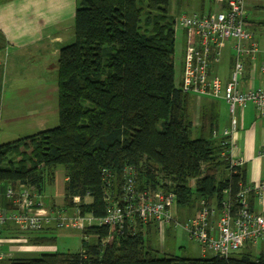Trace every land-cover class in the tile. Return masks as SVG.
<instances>
[{
    "label": "trees",
    "instance_id": "1",
    "mask_svg": "<svg viewBox=\"0 0 264 264\" xmlns=\"http://www.w3.org/2000/svg\"><path fill=\"white\" fill-rule=\"evenodd\" d=\"M76 1L75 40L61 48L58 57L59 123L0 143V186H7L6 204L0 211H19L16 199L23 193L30 195L35 207L46 206L43 197L55 186L62 167L66 178L62 209L73 212L52 208L55 219L46 227L20 230L13 223L18 229L15 234H24L31 245L49 246L55 244L58 230L66 229L59 226L62 214L73 216L79 209L83 217L92 216L95 221L92 226L72 228L81 234L79 252L5 258L0 264H264V250L236 255L250 245L227 257L210 252V257L206 253L192 259L163 251L165 256L159 258L150 240L152 231L161 234L155 223H143L136 214H126L122 225L100 223L117 204L127 210L135 202L128 201L131 195L158 192L174 195L172 213L179 223L197 218L202 201L217 212L226 201L236 215L242 208L238 195L250 185L246 168L234 165L232 158L235 111L224 98L185 91L184 60L181 78L176 80L177 17L170 15L171 0ZM210 5L209 11H214L215 3ZM250 23L264 37V20ZM186 48L187 39L184 54ZM223 48L219 56L209 58V78L215 76L211 67L220 61ZM236 64L234 52L229 79L219 77L223 84L230 81ZM245 71L244 63L243 90L254 85ZM197 97L207 102L196 125ZM216 100L231 111L229 128L221 129ZM9 191L16 196L9 197ZM247 195L252 197L255 190ZM192 206L197 207L194 215L184 220L177 216L178 209Z\"/></svg>",
    "mask_w": 264,
    "mask_h": 264
},
{
    "label": "built area",
    "instance_id": "2",
    "mask_svg": "<svg viewBox=\"0 0 264 264\" xmlns=\"http://www.w3.org/2000/svg\"><path fill=\"white\" fill-rule=\"evenodd\" d=\"M218 6L217 11H208L202 15L182 14L176 18V28L186 31L187 48L184 56V90L212 97L224 98L230 105L232 113L237 107L253 104L260 117L264 118V87L254 86L256 75H264V61L257 65L258 55L264 56V37L253 30L247 10L246 0H213ZM221 3V5H219ZM258 34V35H257ZM233 40L237 64L231 79L223 84L217 76L208 74L209 58L219 56L225 43ZM253 58L252 85L245 90L240 88V78L244 69V58ZM258 70V72H257ZM236 131L233 121L232 133ZM226 134L228 132L226 131ZM243 161L234 165H243ZM254 189L248 186L241 195L242 208L233 215L228 202L224 201L221 210L207 207L202 201V208L197 218L179 223L172 213L174 195L162 192L131 195L128 201H135L124 210L122 207H111L101 224L122 225L126 214H136L143 222H153L162 232L170 228H180L190 240L197 243L201 254L211 252L213 255L227 257L248 245H258L264 240V213L252 212L249 206L248 192ZM130 192H132L130 190ZM128 194V193H127ZM8 196L16 195L9 191ZM79 201V199L77 200ZM18 210L4 213L0 211V260L5 258L2 251L1 229L7 222H12L20 230H40L55 219L53 211L46 206L34 202L30 195H19L16 199ZM75 215L59 217V226L64 228L82 229L92 226V216L83 217L79 210Z\"/></svg>",
    "mask_w": 264,
    "mask_h": 264
},
{
    "label": "crops",
    "instance_id": "3",
    "mask_svg": "<svg viewBox=\"0 0 264 264\" xmlns=\"http://www.w3.org/2000/svg\"><path fill=\"white\" fill-rule=\"evenodd\" d=\"M76 6V0H0V84L5 78L8 85L15 84L23 87L22 82L25 81L24 88L34 89L35 95L30 99V105L35 107L24 108V120L28 123V128L32 130L38 126L41 130L44 125H47V122H43L44 120L35 123V120L32 122L31 118L45 119L42 115L48 112L47 102L51 98L50 92L54 94L56 91L58 94V57L61 48L75 40ZM233 46V42H226L220 61L211 67L212 74L223 81L229 79L234 65ZM258 57L259 55L256 62ZM260 57V61L264 59L263 56ZM225 63L228 66L221 69ZM244 63L245 76L249 79L253 73V58L246 57ZM24 72L33 74L24 76ZM246 78L244 84L248 86L250 81L247 82ZM257 81L259 79H256L254 84L257 85ZM204 102L207 100L197 97L198 115ZM216 102L219 106L221 129L229 128L232 121L231 111L226 103L217 100ZM233 118L237 123V130L232 136V158L235 162H244L247 183L255 190V195L250 196L251 198L248 196L251 199L250 206L254 212L261 214L264 213V118L259 116L253 104L238 107ZM57 175H59L58 172ZM60 178L58 187L56 186L54 191L49 189L43 198L48 209H61L70 214L71 211L62 209L65 205L64 184L66 181L62 170ZM58 179L59 177L56 184ZM6 187L0 186V207L6 204L3 195ZM17 230L11 222L3 226L2 251L6 259H16L15 256L23 251L47 250V246H34L27 243L26 238L24 243L18 242L16 240L18 236L15 234ZM60 231L63 229L58 230ZM188 240L190 241L189 238ZM15 243L20 245L16 246ZM261 251L262 249L258 252Z\"/></svg>",
    "mask_w": 264,
    "mask_h": 264
},
{
    "label": "rangeland",
    "instance_id": "4",
    "mask_svg": "<svg viewBox=\"0 0 264 264\" xmlns=\"http://www.w3.org/2000/svg\"><path fill=\"white\" fill-rule=\"evenodd\" d=\"M210 1L213 0H171L170 3V15L173 18L178 17L180 14H202L203 12H208L210 9ZM203 3H206V7L203 8ZM214 3V1H213ZM247 10L250 16L251 21H263L264 20V10L260 9L259 7L264 8V0H246ZM214 11L218 10V7H214ZM72 24V22H71ZM176 48H175V65H176V80L179 81L181 78V69L184 60V49H185V36L184 32L176 28ZM231 43L233 40L230 41ZM260 55L258 57V64L260 62ZM228 64L225 63L222 65L221 69L227 67ZM33 73H26L25 75H29ZM56 75V72H54ZM52 75V74H51ZM257 85H264V77H260V73L257 74ZM23 80V79H22ZM56 80V79H55ZM24 82H22L23 87L14 85H8L6 83L5 78H3L0 84V143H5L9 141H14L19 138H23L28 136L29 134H35L40 130L38 127L35 129L28 128L26 120H24V108L29 107L30 109L35 107H31L30 99L32 96L35 95L33 92L34 89L31 88H24ZM49 96L51 97L50 100L47 102L48 105V112L43 114L42 116L45 119L40 118H31L33 122L37 123L40 120H44L43 122H47V125L43 126L42 130H47L54 128L58 125V94L55 91L53 94L52 91L50 92ZM26 108V110H29ZM194 116V123L197 125L199 121V115L197 114V110L194 109L193 112ZM28 119V118H26ZM63 170L62 167L58 169V183L55 186L49 187L51 191L58 187L59 183L61 182L60 173ZM4 187V184H1ZM197 206V205H196ZM192 206L188 207L185 210L178 209L179 218L184 220L183 217H189L194 215L197 212V207ZM79 210V209H77ZM81 213V210H79ZM73 211H71L72 213ZM180 213V214H179ZM159 230V229H157ZM184 233V234H183ZM34 234V233H32ZM56 242L53 245L47 246V250H43L40 252H19L15 258L16 259H30L40 257L42 254L45 253H66V252H79L81 250V234L79 231L74 230L72 228L63 229V231L57 232L55 234ZM18 242L24 243V234L18 235L17 239ZM152 247L154 250V255L161 258L166 255H175L179 257H186V258H200L203 255L201 254L200 247L197 243L193 241H189L185 232L180 229H173V228H166L162 234L158 235L152 231V237L150 238ZM19 246L20 244H16ZM250 249L244 248L241 251L237 252L236 255L240 256L241 254L252 253L254 255L258 254L259 250H264V242L254 247L252 245L249 246ZM257 249V250H256ZM208 257L211 256L210 252H208Z\"/></svg>",
    "mask_w": 264,
    "mask_h": 264
}]
</instances>
